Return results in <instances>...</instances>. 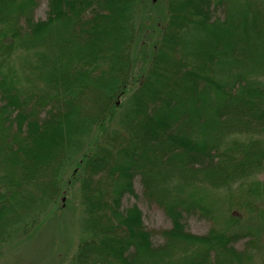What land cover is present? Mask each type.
Masks as SVG:
<instances>
[{
	"label": "trees",
	"instance_id": "16d2710c",
	"mask_svg": "<svg viewBox=\"0 0 264 264\" xmlns=\"http://www.w3.org/2000/svg\"><path fill=\"white\" fill-rule=\"evenodd\" d=\"M142 1L47 0L35 22V0H0V243L64 192L98 130L69 178L84 214L71 264H250L264 253V0H164L136 74ZM86 98L103 114L86 117ZM122 98L119 128H105ZM136 177L171 221L157 246L137 205L122 209ZM188 215L209 231H187Z\"/></svg>",
	"mask_w": 264,
	"mask_h": 264
},
{
	"label": "rangeland",
	"instance_id": "374dc122",
	"mask_svg": "<svg viewBox=\"0 0 264 264\" xmlns=\"http://www.w3.org/2000/svg\"><path fill=\"white\" fill-rule=\"evenodd\" d=\"M36 7L33 9V20H45L47 17L48 2L47 0H35ZM151 2L154 7H150ZM134 15L135 28L140 26L142 33L137 37V41L132 48L131 71L141 74L148 64H144L143 59L153 53L154 44H157L160 36V27L165 21L166 11L164 0H144L135 7ZM164 14V15H162ZM220 15V14H218ZM159 22L160 27L157 26ZM150 47V49H149ZM149 63V62H148ZM137 85L132 86L135 88ZM113 119L109 121L105 128L117 129L119 115L129 109L127 101L120 99L116 103ZM83 113L86 115L103 114L104 104L98 100L86 98L82 101ZM95 129L96 126L94 127ZM102 144V138L99 131H95L83 141L80 150L71 155L68 164L63 170L61 177V190L58 197L48 203V207L40 215L38 221L28 226L26 231H17L16 236H11L6 243H0V264H71L72 256L77 249V244L82 241L83 228L81 225L83 215L80 203L79 182L76 180L69 181L72 173H75L78 160L82 152L88 148H96ZM133 189L136 197L128 195L122 198V209L137 205L142 212V222L145 228L152 232L151 242L157 246L162 243L159 231L167 230L171 227V221L165 215L164 211L156 204L149 202L143 196L144 190L141 187L140 179L134 178ZM219 201L218 203H221ZM219 205V204H218ZM217 223L220 220L216 218ZM186 230L194 235H205L211 226V222L196 216H184ZM242 227V226H241ZM238 227V228H241ZM246 239L235 244V248L242 250ZM250 264H262L264 253L259 252L253 255Z\"/></svg>",
	"mask_w": 264,
	"mask_h": 264
},
{
	"label": "water",
	"instance_id": "95a60500",
	"mask_svg": "<svg viewBox=\"0 0 264 264\" xmlns=\"http://www.w3.org/2000/svg\"><path fill=\"white\" fill-rule=\"evenodd\" d=\"M153 2H155L156 0H152Z\"/></svg>",
	"mask_w": 264,
	"mask_h": 264
}]
</instances>
